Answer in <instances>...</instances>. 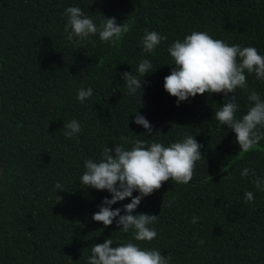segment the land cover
<instances>
[{"label":"trees","instance_id":"16d2710c","mask_svg":"<svg viewBox=\"0 0 264 264\" xmlns=\"http://www.w3.org/2000/svg\"><path fill=\"white\" fill-rule=\"evenodd\" d=\"M69 6L97 24L103 15L126 20L131 31L118 47L98 36L91 37L95 46L74 47L64 32ZM145 29L168 37L155 54L142 49ZM193 30L264 55V0H0V264H86L91 245L132 239L115 221L105 228L92 219L111 196L80 182L84 161L122 135L165 145L191 135L204 157L188 184L169 180L142 200L134 214L158 215V235L135 243L170 253L171 264H264V192L251 174L241 176L251 168L264 178V140L239 151L235 133L214 118L223 94L177 105L163 87L173 63L167 46ZM145 58L154 72L143 77V90L129 95L121 73ZM247 84L264 98V80L251 74ZM81 87L93 89L83 103ZM247 95L236 90L238 117L247 112ZM137 110L164 134H140L146 130L133 122ZM73 119L83 131L68 139L63 126ZM57 181L65 191L55 189ZM245 191L254 202L244 203ZM193 217H199L195 224Z\"/></svg>","mask_w":264,"mask_h":264},{"label":"clouds","instance_id":"9594fccd","mask_svg":"<svg viewBox=\"0 0 264 264\" xmlns=\"http://www.w3.org/2000/svg\"><path fill=\"white\" fill-rule=\"evenodd\" d=\"M63 15L67 18L64 27L66 39L74 47H80L85 42L95 46L91 40L93 36L118 47L132 28L126 20L118 24L115 17L106 18L104 15L97 24L79 6L65 8ZM167 40V35L145 29L141 46L144 53L155 54L157 47ZM167 52L173 63L170 74L164 77L163 87L176 98L177 105L205 93L223 94L224 103L214 111V118L235 133L239 151L248 153L264 140V98L254 88L249 89L247 84V76L251 74L257 80H264V55L255 47L229 45L222 39L213 38L207 31L197 30L191 31L182 40H174L167 46ZM152 68V62L145 58L134 71L121 73L129 95H135L138 89L143 90L142 84L146 83L143 77L153 73ZM237 89L247 91L249 102L246 114L239 117L240 105L235 96ZM229 94H232L230 98ZM92 96L91 87L78 89L77 99L81 103ZM133 113V122L146 130V133L140 134L146 137L164 134L154 131L153 125L138 110ZM63 128L68 139L76 138L83 131L75 119L65 123ZM119 140L113 143V147L105 146L97 159L84 161L85 170L80 182L87 188L106 190L111 196L102 200L92 219L102 222L105 228L115 221L118 230L131 233L132 239L114 245L113 239L108 237L103 243L91 245L86 264H171L170 253L164 255L159 249L141 248L134 242H151L157 238L154 225L158 222V215L134 213L142 200L159 190L165 182L171 180L175 184H188L193 179L196 163L204 158L202 145L191 135L168 145L123 135ZM250 174L256 190L264 192V178L257 176L255 169L244 168L241 171L242 177ZM55 189L65 191L59 181L55 183ZM134 192L139 194L133 196ZM126 198H131V202L122 208H112ZM254 199L252 191H245L244 203L254 202ZM60 200L58 196V203ZM172 203H175V198L168 206ZM198 220L199 217H193L192 223Z\"/></svg>","mask_w":264,"mask_h":264}]
</instances>
